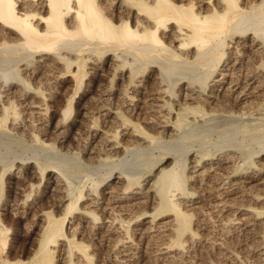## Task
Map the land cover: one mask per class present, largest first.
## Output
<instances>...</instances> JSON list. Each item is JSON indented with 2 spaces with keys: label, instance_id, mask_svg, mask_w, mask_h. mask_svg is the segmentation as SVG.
I'll return each instance as SVG.
<instances>
[{
  "label": "bare ground",
  "instance_id": "bare-ground-1",
  "mask_svg": "<svg viewBox=\"0 0 264 264\" xmlns=\"http://www.w3.org/2000/svg\"><path fill=\"white\" fill-rule=\"evenodd\" d=\"M0 53L11 54L14 57L17 55L18 62H22V65L19 67L18 64V68L12 73L15 78L6 73L8 70L0 71V82L7 79L8 82L10 79L13 82L14 79L25 86L24 91L20 90L22 97L18 99L21 102H17V104L9 102L8 105L0 106V111H2L0 126L7 122L10 115L13 117L11 121H15L22 112L20 109L27 110L32 116L33 114L40 117L46 116L40 111L41 109H38L40 106L35 105L40 101L32 102L34 99L30 98L31 101L29 99L25 101V98L27 91L32 93V96L43 95L41 88H32L26 78L29 75L38 74L39 76L36 78L45 80L46 83L49 77H45V75H48L55 79V82L63 79L59 84L61 89L57 92L58 100L54 102V106L52 105L61 114L53 129L63 130L60 131L61 135L65 131L74 129L77 125L76 122L79 123L78 119V121L72 122L70 128L64 127V121L73 111L75 96L79 94V99H83L89 94H96L104 104L101 106L103 108L99 106L101 110L97 112V117L94 114L91 116L93 125L98 126L97 119L100 117L102 120L104 119L103 123L110 124L109 127L116 126V128L125 130L124 132L131 128V135L136 139H134L135 142H139L134 145V150H146L158 141L159 137H166L167 134L170 137H179L177 134L180 129L195 121L197 117H204L207 113L201 106L203 103L205 106L213 104L221 95L231 97L239 106L236 111L245 114V111H249L246 106L250 105L256 97L264 95V0H0ZM148 71L149 75L146 74ZM189 71H194L195 76L189 77L183 83L181 81L178 93L183 98L182 106L174 108L169 99L164 98L165 95L174 94L175 85L170 78L172 75L175 78L176 75L180 77L179 80L185 79L187 78L186 72ZM146 75L148 76L146 77ZM105 78L108 79V83L104 85L102 81ZM174 81L176 82V79ZM69 82L72 84V87H69L71 84L68 86L69 89L72 88L70 91L66 86ZM1 88L0 94L3 90ZM47 88L50 90L49 87ZM206 91L208 92L206 93ZM4 92L7 93V91ZM9 94H5V96ZM23 99L24 102H22ZM146 99L149 102H146ZM108 101L111 104H108ZM136 101H140V105L136 104ZM77 104V114L82 119L88 117L91 121L87 116L90 110L86 109V104ZM141 105L150 115L149 117L145 116L144 123L155 127L156 130H154H158V137L148 133L144 129L146 125L143 124L145 127H142L139 117L133 118V116H138ZM36 108L39 111H34ZM223 112L225 111L223 110ZM217 115L219 116V114ZM49 120L46 122H49L51 127L52 119ZM49 125L47 123L44 128L42 127L43 131H46L45 134L42 133L44 137L49 134H47ZM107 127L105 128L107 130L101 132L102 135L96 134L99 131L92 134V140L91 138L90 140L93 142L88 148V155H94L98 147L97 144L100 143L107 152V154L104 153L107 159L117 153L120 154L121 151L123 153L128 150V146L118 141L119 135L125 133L117 129L111 133L115 128L109 130L110 128ZM60 134L58 136L62 138L63 135L60 136ZM34 137L37 141H42L38 136ZM73 138L77 139V137ZM42 139L46 140L43 137ZM172 139L174 141V138ZM130 140L133 141L132 138ZM93 144L96 145V148L95 145L92 147ZM168 144L170 143L168 142ZM51 147L54 146H47V148ZM167 154L171 155L167 156L162 164L168 162L169 159H174L172 163L170 161L167 166L164 165L165 167L159 170L152 189L144 188L140 192L136 191L135 185L139 181L135 180L134 174L126 173L122 166L119 168L115 165L112 172L107 175L108 177L106 176V179L110 181L115 180V182L113 181L115 185H108L109 191H103L104 187L101 188L103 192L101 191L100 198L93 197V193H85L87 182L91 179L88 175L76 183H71L68 179L72 173L68 169L63 171L62 163L59 165L44 162L38 164L36 168L27 164L26 170L23 172L27 179L38 176L43 180L46 177L45 191L40 190L41 195H37V198L43 197L46 193L52 195L58 193L59 197L58 200H55L56 202L54 201V206L47 210L42 203L45 199L41 198L42 202L34 200L36 195H34V202L27 204L33 191V184L30 182L27 185L29 190L27 189L28 192L26 191L27 193L22 195V199L18 197V191H15L13 186L7 189V199L0 210L3 211L4 216L12 215L9 218H13V229H15V235L19 236L16 238L24 239V236L29 234L28 224L32 223L30 221L34 218L36 221L33 225L37 229L36 239H38V248L32 260L23 262L22 259H18L13 264H53L55 259L53 255L59 241H65V245L64 243L63 245L66 249L64 248L65 253L62 258L66 264H81L77 260H83L84 264H92L91 262L96 256V252H93L92 249L94 241L104 249L107 247V253L111 256L113 253L118 264H127L130 259L134 258L133 250L140 247L138 243H135L134 235L146 243L147 247H152L151 249L162 256L157 257L158 259H165L167 263L171 264L191 262L193 253L196 251L206 255L220 254L226 259L227 264H264V210L258 211L251 206L235 207L226 200L218 203L216 201L214 203L207 202L209 204H206L208 206L206 209L203 205V208L196 206L200 204L198 200V197L201 196L200 193L198 196L185 192L184 182L188 176L185 158L176 155L175 152H167ZM96 155H99V152ZM229 155L213 159L209 163L210 166L207 168L211 170L210 178L214 182L212 187L220 192L225 190L223 193H232L238 199L250 197L254 203L264 204V197L251 195L246 191L247 189L244 190L241 186L258 181L257 177L264 169L257 168V172L242 176L241 181L237 182L233 179L235 177L230 176L236 158ZM90 156L89 158H91ZM96 157L100 158L101 155ZM94 159L93 161H95ZM82 163H84L83 160ZM196 165H192V168L195 169L199 166L197 163ZM20 168L22 169V167ZM115 168H117L116 173H119L118 176L116 175L117 177L113 175ZM207 168L192 170L194 172L192 175L197 178L200 184L206 185L202 182L205 179H203V175L208 170ZM0 170L1 194L6 170H3L2 167ZM20 171L14 172L13 177H10L14 182L9 181L8 185L11 183L16 187L19 185ZM123 174L126 176L124 177ZM36 183H39L38 180ZM99 183L96 181L95 184ZM24 185L26 184L24 183ZM119 186L120 188H118ZM207 186L210 188V183ZM6 187L8 186L6 185ZM24 189L22 188L21 191ZM206 193L208 192L205 191ZM201 194L203 195L202 191ZM145 204H149L150 211L145 210L144 207V210H140V212L137 210L136 214H132L136 209H142ZM233 207L234 212L239 216H235V213L232 212L233 216L223 217V213L232 210ZM192 208L193 210L194 208L198 209L195 213L193 212L197 215L195 220H193L192 214L188 213ZM7 217L6 219L0 217V254L6 248L7 233L10 232V229L6 227L7 223L3 224V222H8ZM127 219L138 223L136 226L132 224L135 229L131 235L127 231L126 225L129 223ZM212 221L215 222V225L217 223V230L213 231L216 233L200 234L198 225L201 224L207 228L206 226ZM67 224H70L68 229L75 231L74 234L67 230ZM251 231L253 234L256 233L253 236L256 244L253 247L255 255L252 258L245 250H238L234 239L228 237L231 236L230 232L239 234L251 233ZM221 234H227L226 238H221ZM21 235L23 238H20ZM85 238H88V241L91 239V244H85L82 240ZM236 239L238 242L240 238ZM7 254L9 253L7 252ZM73 258L76 260L74 261ZM201 261L199 264H213L211 259ZM2 264H10V262L2 261Z\"/></svg>",
  "mask_w": 264,
  "mask_h": 264
},
{
  "label": "rangeland",
  "instance_id": "rangeland-1",
  "mask_svg": "<svg viewBox=\"0 0 264 264\" xmlns=\"http://www.w3.org/2000/svg\"><path fill=\"white\" fill-rule=\"evenodd\" d=\"M0 55H1L0 56V71L1 72H6L5 70H8L6 73L12 76L13 75L12 73H14L15 70H16V68H18L17 67L18 64H19V67H20V65H22V62H18V59H17L18 56L17 55H15V57L12 56L11 54L9 55V54H5V53H0ZM3 55L6 56V57H4ZM23 64H24V62H23ZM149 71H151V70H149ZM149 71L146 74H148V73L150 74ZM186 73H187V78L182 79V80H179L180 77L179 76H176V75H175V78H173L174 75L171 76V78H173V79L170 78L171 82L174 83V85H175L174 94L173 95H170V94L165 95L167 97L164 96V98L166 100L169 99V101L173 104L174 108H179V106H182V102H183V98L178 93V86L180 87V85L185 80L187 81L189 79V77L192 78V77L195 76L194 71H189V72H186ZM192 73H193V75H192ZM148 75H146V77ZM189 75H191V76H189ZM23 76H25V75H23ZM38 76H39L38 74L37 75L36 74L29 75L27 77L28 79L26 78V81L29 83V85L31 84L32 86L31 85L30 86L32 88H34V89L41 88V90L43 91V95H40L39 97H36L34 95L32 96V93H29L27 91L26 93L29 96L26 95L25 101H27L29 98L30 99H34V100H32V102H36L37 103L38 101H40V103H37L35 105L36 106H38V105L40 106V108H38V109L39 110L41 109L40 111L43 112L44 114H46V116L43 114L45 118L43 116L40 117L37 114H33V116H32V114L30 112H28L27 110L26 111L25 110L23 111V109H20L22 112H20L18 118L15 121H13V122H15L14 124H16V125L12 124L13 122L11 121V119H13V117L10 115L9 118H8V120H7V122L5 124H3L2 126H0V130H1L0 131V168L2 167L3 170L4 169L6 170L5 171V175L3 177V181H2V193L0 194V201H1L0 202L1 203L0 204V209L3 207V204L6 201L5 199H7V196H6L7 195V191H8L7 189H9L10 186L11 187L13 186L14 189H16L15 191H18L17 192L18 193L17 195H18L19 198L22 199V195L23 194L25 195L28 192V190H29V186H27V185H29L30 183L33 184V191L31 192L30 197L27 200V204H31L36 199H37V201H40V202H42V200L45 199V200H43L42 203H43V206H45V208L47 210H50V207L54 206V201L56 199L58 200V197H59L58 196L59 195L58 193H57V195L56 194H53L52 195L51 193L50 194L49 193L48 194L46 193L43 197H41L43 199H41L40 197L37 198V195L38 196L41 195V191L42 192L45 191V187L47 185L46 177L44 178L45 180L43 179L44 181L41 180L38 176H37L38 178L37 177H33V179H32V177H30L31 178L30 179L28 177V179H27L26 176H25L26 174L23 173L26 170L27 164H28V166L29 165H32L33 167L36 168L38 164L44 163V162H46V163L51 162L53 164L57 163L59 165L62 163L61 165H64V167L62 168V170L63 171H66L68 169V171H70L72 173V175H69V178L70 179H68L71 183L72 182L73 183H76L79 179H83V178H85L88 175V176H90L91 179L87 182V187H86L87 190L85 189V193L86 194L93 193V197L100 198V196H101V194H102V192L104 190L109 191L110 188H108V187L110 185L111 186H114L115 185V183H114L115 180L110 181V180L106 179L108 177L107 175H109L112 172V170H113V168H114L115 165H116L115 167H119V168H121V166H122L124 168V171L126 173H129V174L131 173L132 175L134 174L133 177L135 178V180L136 181H139V183L137 185H135V188H136L135 190L140 192L144 188L145 189H148V188L149 189H152L153 188V184H154V181L156 179L157 174L159 173V170L162 167L167 166L170 161L172 163V161L174 159V158L173 159H169L168 162L162 164L163 163V160L166 159L167 156L171 155V154L168 155L167 152L168 153L169 152H175L176 155H178V156L180 155L181 157H184L185 158V161H186L185 166L188 169V171H187V173H188L187 175L188 176L186 177L185 182H184V185H185V188H186L185 189V192L192 193V194H196L198 196H199V193H200V195H201L200 198L198 197V200H199L200 204H197L196 206L200 207V206L203 205L204 206V209H206L208 207L207 205L209 203H211V202L214 203L216 201L218 203L219 201H225L226 200L228 203H231L235 207L251 206L253 209H256L258 211L264 210V207H263L264 204H262V203H254L253 201L250 200V197L249 198H244V199H238V198H236L235 195H232V193H223L225 190H221V192H220V190L214 189L212 187L214 185V182H213V180L211 181L212 178H210L211 175H212V173L210 172L211 170H209L207 168V167L210 166L209 163L211 161H213V159H217V158H219L221 156H223V157L226 156L227 157L230 154L229 156H233L234 159L236 158L234 160V162H233L234 167L232 168L233 171L231 172L230 176L235 177V178H233V177L232 178L234 180H236L237 182H240L241 181L240 178L242 176H247V175H250V174H252L254 172H257L258 171L257 168L258 169L259 168H263L264 169V97H263L264 95H262V97L260 96L261 98L260 97H256L252 101V103L250 104L251 106L250 105H247L248 107L246 106V109L249 108V111L248 110H247V112L245 111V114H240L238 111H236L239 106L235 103V101H234L233 98L226 97V96H222L221 95V96H219L218 100L215 103H213V104H209V105H206L205 106V104L203 103L201 106H202L203 109H205V111H206L207 114L204 117H197L195 121H192L189 125H187V126L183 127L182 129H180L179 132H178L179 134H177V135H179V137L178 136H175V137L172 136V137H170V136H168L169 134H167L166 137L165 136L159 137L160 139L158 141H156L155 143H153L148 149L141 150V151L140 150L139 151H135L133 147H134V145H136L139 142H137V141H136L137 143L135 142L136 139L131 135V133H132L131 128L127 129L126 132H124L125 130H122V128H116V126L115 127L113 126V128H115V129H113L111 126L109 127L110 124H107L106 125V123H103L104 122V119L102 120V118H100V117H98V119H97L98 126H94L93 125V119L91 118V116H93V114H94V116L97 117V112L100 111L101 108H103L101 106L104 104V102L102 100H100L99 97H97L98 95H96V94H89L90 97L88 95L87 97H85L83 99H79V94H77V96H75V101H74V105H73V111L68 115L69 117L70 116L71 117L70 118L67 117L68 120L66 119L65 120L66 122L64 121V127H69L72 124V122H74V120H77V119L79 120V123L76 122L77 125L74 127V129L69 130L68 132L67 131L63 132L64 134H62L63 135L62 136L60 134V131H63V130H61V129L60 130L53 129L54 128L53 126H55L56 122L59 121L57 119H59L60 118L59 116H61L60 111L56 110L55 107L53 108V106H54V102L58 100V97L59 96L57 97V92H58V90L61 89V88H59L60 87L59 84H60V82L63 79L62 80L60 79L58 81L56 80V82H55L54 81L55 79L51 78V76H48V75L46 76L45 75V77H49V80L48 81L46 80V83H45V80H39V78H36ZM12 77L15 78L14 76H12ZM50 78H51L52 81L50 80ZM30 79L33 82H31ZM174 79H176V82L174 81ZM7 80H5V81L4 80L3 81L1 80V82H0V86L2 87V88L1 87L0 88H1V90L3 89L2 92H1L2 94H0V106L2 104L3 105L4 104L8 105L9 102H15L16 104H17V102H21V100L18 99V98H21L22 97L21 94H20V90H23L24 91V89H25V86L21 82H19L18 80H16V81H18L19 83L16 82V81H14V79H13V82L10 81L12 79H10L9 82ZM39 81H40V83H39ZM181 81H182V83H181ZM49 82L51 83L50 85H49ZM105 83L106 84L108 83V79H106V78L102 81V84L105 85ZM10 84H12V85H10ZM70 84L71 83L69 82V83L66 84V86L68 87ZM16 85H18L20 87L18 88V86H16ZM51 86H53V87L51 88ZM47 87H49L50 90ZM69 87H72V84ZM69 87H68V89H69ZM46 89H48V90H46ZM16 90H17V92H16ZM55 90H56V92H55ZM70 90H72V88H70L69 91ZM4 91H7V93H5ZM207 92L208 91H206V93ZM8 93H10L11 95L9 94L8 96H5V94H8ZM51 93L52 94L54 93L53 95L55 97ZM19 94H20V96H19ZM13 95L16 96L17 98L16 97L13 98L14 97ZM7 97L8 98L11 97L10 98L11 100L10 99L6 100ZM50 97H52L53 99L50 98ZM40 99H42V100H40ZM232 99H233V101H232ZM16 100H18V101H16ZM22 102H24V99L22 100ZM62 102H63V104H65L63 100H62ZM76 102L79 103V104L80 103L81 104L84 103L83 105L86 104L85 105L86 106V109L88 111L90 110L89 111V114L90 115L88 114L87 116L90 117V120L91 121H89L88 117H85V119L84 118L82 119L77 114V109H78V106L77 105L78 104ZM146 102H149V101H147V99H146ZM107 103L108 104H111V102H109V101ZM135 103L136 104L139 103V105H140V101H136ZM49 105H51V106L53 105L52 106L53 109ZM258 105H259V107H258ZM106 107H108V106H106ZM88 108H90V109H88ZM219 108L221 110L223 109L225 112H223V110L221 111ZM44 109H46V110H44ZM39 110H37V108H36V110H34V111H39ZM141 110L139 111L138 116H133V118L139 117L138 119L140 120L142 127L144 128L145 127L144 125H146V127L148 126V128L145 127L144 129L148 133L157 135V131L158 130L155 131L156 130L155 127H153L151 124H145L144 123L145 122L144 119L146 120V117H149L150 116L149 115V112H147V110L144 109L143 105H141ZM54 112H55V114H54ZM0 114H2V111H0ZM76 114H77V116H76ZM217 114H219V116ZM214 116H217L218 118L217 117H214ZM27 117H29V118H27ZM18 119H19V121H18ZM49 119H52L51 120V122H52L51 123V127L49 125L50 123L49 122H46V120H49ZM61 119H62V117H61ZM43 123H45V124H43ZM47 123L49 125V127L47 126V128H49L47 134L48 133L49 134L47 135L48 137L47 136L44 137V134H45L46 131H43L44 130L43 128H44V125H46ZM218 124H219V126H218ZM11 126H15L16 128L15 127L12 128ZM105 126L106 127L108 126L110 129L108 127L107 128L109 130H112L113 129V131H111V133H114V130L116 131V129H117V130H120V131L122 130L121 132H123V133L126 134V135L125 134H121V132H120L121 135H119V137H118V141H120V142H122V144L124 143V145L128 146V150H126V152L123 151L124 154L121 151V153L119 152L120 154L117 153L112 158L110 157L109 159H107L106 158L107 156L105 155V154H107V152L104 150V148H103V146H102L101 143L99 145L97 144V146L98 147L100 146L103 149H101L100 147L99 148L97 147V149L95 150V154H94L95 156L94 155H91L90 156V155L87 154L88 148L90 147L91 143L93 142V141L91 142V140H92V138H91L92 137V134L95 133L96 131L97 132L99 131L96 134H99L100 135L102 131L107 130V129H105L106 128ZM25 127H26V129H25ZM76 127H78V128H76ZM10 128H11V130H10ZM32 128H34V129H32ZM12 129H14V130H12ZM148 129H150V130H148ZM128 130H129V132H128ZM39 132H40V134H39ZM43 132H44V134H42ZM59 134H60V136H62V138L58 136ZM181 135H183V136H181ZM34 136H38L42 141H37ZM30 137H31V139H30ZM42 137L44 139H46V140L43 141ZM73 137H77V139L76 138H73ZM157 137H158V135H157ZM64 138H66V139H64ZM90 138H91V140H90ZM121 138L124 139L123 140L124 142L121 141L122 140ZM129 138L130 139L132 138L134 142L132 140H130ZM172 138H174V141H173ZM51 140H54V141H51ZM170 140H172L173 142L170 141ZM69 141H71V142L73 141L72 142L73 145ZM125 141L126 142L128 141L129 143L132 141L133 143L131 142L132 143V145H131V143L130 144L129 143L127 144ZM168 142L170 144H168ZM68 143H70V145H68ZM95 144H96V142H95ZM95 144H93L92 147ZM48 145H53L54 147L47 148ZM95 148H96V145H95ZM178 148L181 151L180 150H177ZM150 149H152V150H150ZM98 152H99V155H101L100 158L96 157V156H99V155H96V154H98ZM89 156L91 158H89ZM92 156L95 157V158H97L98 160L97 159H94ZM50 158L52 159V161H51ZM93 159L95 161H93ZM117 159H119V160H117ZM82 160H83V162L85 164L82 163ZM30 161H31V164H29ZM53 161H55V162H53ZM235 161H236V163H235ZM27 162H29V163H27ZM67 162L70 163L69 166H66L68 164ZM158 162H159V164H158ZM65 163H67V164H65ZM100 163L103 164L102 165L103 167L101 166ZM105 163L108 166L107 165H104ZM196 163L199 164V166L198 167H195V169H193L192 168V165L193 166H197ZM154 164H155V166H154ZM3 165L5 166V168H4ZM88 165H90L92 167H90ZM152 165H153V167H152ZM20 167H22V169ZM64 168H65V170H64ZM202 168H207L208 169V170H206L205 174L203 175V179L205 178L204 180L207 179V181H204L203 180V182H202V183H204L206 185L200 184L198 182L197 178H195L193 176L194 175L193 174L194 172H192V170L194 171V170L202 169ZM71 169H72V171H71ZM116 169L117 168L114 169L113 175H115V176L117 175L118 176L119 173H116ZM122 169H121V171H123ZM18 171H20L21 173L19 172V177H18V184L19 185H17V187H16V186H14V184H12L14 182V180H12V178H10V177H13L12 175H14V172L17 173ZM209 173H210V175H209ZM123 175H124V177L126 176L125 174H123ZM206 176H208V177H206ZM20 178H23L25 180L20 179ZM257 178H258V181H255L253 183L247 184V186L246 185L245 186L244 185H241V186L243 187L244 190L247 189L246 191L248 193H250L251 195H254V196L260 195V196L264 197V171L261 172V173H259V175H258ZM148 179L150 180V182H149ZM37 180H38L39 183H36ZM145 180H146V182H145ZM9 181H11V182L13 181L11 183V185L10 184L8 185V183H10ZM34 181H35V183H34ZM96 181H97V183L100 182L101 185L99 183V184H97L98 185L97 186L95 184ZM199 181H200V179H199ZM261 182H263V183H261ZM24 183L26 185H24ZM196 183H198L201 187L198 184L196 186ZM209 183H210V188H209V186H207V185H209ZM42 184H44V185H42ZM6 185L8 187H6ZM20 186L23 189L26 186L27 187L24 189L25 191L24 190L21 191L22 188ZM116 186H118V185L116 184ZM202 186H205L206 187V188H204L205 190L203 189ZM96 187H98V188L96 189ZM103 187H104V189H103ZM101 188L103 189V191H102ZM118 188H120V186ZM201 188H202V190H201ZM195 189H197V190L195 191ZM99 191L100 192L102 191V192L100 193ZM201 191H202L203 195L201 194ZM205 191L208 192V193L205 194ZM37 192H39V193L37 194ZM34 195H36V198H35ZM47 201H49V202H47ZM207 202H209V203L207 204ZM42 203H40V204H42ZM84 203L86 204V202H84ZM145 205L142 207V209L141 208L140 209L139 208L136 209L135 210V213H132V214H136V211L137 210L139 212H140V210L142 211L144 209L150 211L151 209H150L149 204L148 205L145 204ZM33 206H34V204H33ZM203 206H202V208H203ZM195 209L196 208H194V210ZM194 210L192 208L188 212V213H191L192 214L193 220H195L197 218V215L194 214V213L198 209L195 210V211ZM232 210H228V212L226 211L225 214L223 213V217H225V216L226 217H230L232 215V212L234 214L235 213L234 212V207H233ZM3 214H4L3 211L0 210V217H1V219H2V217H3V219L4 218L6 219L7 215L4 216ZM234 215L235 216H239V214H237V213H235ZM9 217H12V215L9 216ZM9 217H7V221L8 222H3V224H6L7 223L6 227L8 229H10L9 230L10 232L7 233V239H6L7 244H6V248L4 250L5 253L3 251V253L0 254V264H2V261H9L10 264H13L18 259H22L23 262H29L30 260H32L34 254H35V252H36V250L38 248V239H36V237H37V235H36L37 229L33 225V223L36 221V219L32 218V216L30 217V220L32 218V220L30 221L32 223H29L28 224V227H29L28 228V230H29L28 232H29V234L27 233L24 236V239H17L19 236H18V234L15 235V229H13L14 228L13 227L14 226L13 225V218L10 219ZM127 221L129 222L126 225L128 227V230L127 231L131 235V233L135 229L134 226H136L138 223L136 224V221H132V220H128V219H127ZM160 221H162V220H160ZM163 221H165V220H163ZM132 224L133 225L135 224V225L133 226ZM209 224L206 226L207 228H204L203 225L201 226V224H199L198 225V231H199V233L200 234H204V235H209V234L211 235L213 233H216V232H213V231L217 230V226H216L217 223L215 225V222L212 221ZM69 226H70V224H67V230L71 234H74L75 231H71L70 229H68ZM199 226H201V227H199ZM213 228H216V229H213ZM131 229H132V231H131ZM254 234H256V233H254ZM254 234H253V231H251V233H239V234H237L235 232H230V235L231 236H228V237H231L232 239H234V244H236L235 246H236V248L238 250H240V251L241 250H245V252L246 253H249L250 256H251V258H252L255 255V253H253V247L256 244L255 239L253 237ZM226 235L225 234L224 235L221 234V238L222 237L223 238H226ZM20 238H23V236L21 235ZM115 238H117V237H115ZM236 238H240V239H238V242H237V239ZM133 239H135V243H138V245L140 247L136 248V250H133L135 252L134 258L130 259V261H128L129 263H127V264H171L169 262L167 263V261L165 259H163V260L162 259H158L157 257H160L161 255L160 254L158 255L153 249H151L152 247H147L146 243H144L143 241H140L139 239H137L135 237V235L133 236ZM77 240H80V239H77ZM82 240L87 245L91 244V239H89V241H88V238H85V239H82ZM159 240H162V239H159ZM94 242H95V244L93 245L92 249H93V252L94 251L96 252V256H95L94 261L91 262L92 264H98V263L99 264L100 263L101 264H118V262L115 261V259L113 257L114 254L111 252L112 253V256H111V254H108L107 253L108 252L106 250L107 247H105V249H104V247H101L100 244H97L96 241H94ZM63 243L65 245V241H59L58 244L61 247L58 245L56 247V249H55V252H54V255H53L55 259H54L53 264H62V263L63 264H66L65 261L62 258L63 255H64L63 253H65L64 252L65 251L64 250L65 247H64ZM7 249H8V251H7ZM96 250L98 251V253H97ZM10 251H11V253H10ZM7 252L9 254H7ZM136 252H137V254H136ZM198 252L199 251H196L195 253H193V256L191 258L192 259L191 262H189V263H183V264H199L201 260L202 261L203 260L204 261H208L210 259H211V262L213 264H224L225 262H226L225 264H227L226 259L222 255H220V254H214L213 253L212 255H210V254L209 255L208 254L206 255L205 253H201V252L198 253ZM14 253H16L17 255L14 254ZM31 253H32V255H30ZM6 254H7V256L9 255V257H7ZM30 256H31V258H30ZM12 257L13 258L15 257V259H13ZM96 257H97V259H96ZM206 258H207V260H206ZM73 259H74V261L76 260V258H73ZM131 260H132V262H131ZM77 261H79V263H81V264L83 262V264H84V261L83 260H77ZM177 263L178 264H182V262H177ZM177 263H172V264H177ZM17 264H19V263H17Z\"/></svg>",
  "mask_w": 264,
  "mask_h": 264
}]
</instances>
